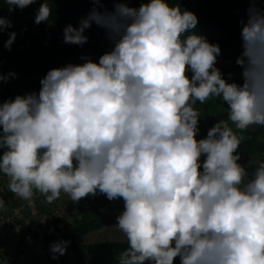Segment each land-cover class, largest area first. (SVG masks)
<instances>
[{
	"label": "clouds",
	"instance_id": "1",
	"mask_svg": "<svg viewBox=\"0 0 264 264\" xmlns=\"http://www.w3.org/2000/svg\"><path fill=\"white\" fill-rule=\"evenodd\" d=\"M36 2L6 0L9 11ZM111 2L112 11L94 6L78 27L63 29L73 45L88 42L93 23L105 29L112 47L98 62L53 68L38 93L0 101V174L9 191L29 203L37 192L47 203L98 192L122 199L116 227L128 248L118 264H264V162L249 179L237 154L238 132L264 126V10L249 0L240 22L237 84L216 67L219 45L185 36L198 24L193 12L169 0ZM51 15L41 3L34 22ZM11 26L0 16V33ZM15 39L10 32L4 47ZM15 76L0 74V82ZM213 97L228 105V120L197 139L195 105ZM69 243L54 241L52 258Z\"/></svg>",
	"mask_w": 264,
	"mask_h": 264
},
{
	"label": "trees",
	"instance_id": "2",
	"mask_svg": "<svg viewBox=\"0 0 264 264\" xmlns=\"http://www.w3.org/2000/svg\"><path fill=\"white\" fill-rule=\"evenodd\" d=\"M48 3L52 15L48 22L36 24L35 16L41 3ZM130 7H139L142 0H125ZM173 6H180L181 11L193 12L198 18V24L191 32L203 36L209 43L219 45V57L230 60L226 73L233 74L239 66L236 60L240 57L242 48L241 20L247 19L249 0H169ZM103 11L113 10L111 0H103L102 5H94L91 0H37L36 3L24 8L9 11L6 0H0V16L11 22V27L0 33V74L10 72L16 74L7 81L0 82V101L15 98L31 92H39L40 81L53 68L64 67L67 64H82L85 59L98 62L99 57L111 50V42L107 39L105 29L92 24L85 31L88 42L84 45L65 44L63 29L68 24L78 27L79 21L86 18L93 7ZM256 7L264 10V0H258ZM15 32L16 39L9 51L4 43L9 39V33ZM199 103V102H198ZM203 120L199 124L197 139L207 137L208 130L219 121L228 120V105L213 97L201 104ZM230 123V122H229ZM237 154L239 164L244 166L250 179L259 162H264V140L255 134L244 137ZM247 158L248 161H244ZM255 161L256 163H250ZM87 203L80 217L66 233L54 231L51 228L46 239L54 241H70L67 247L75 254V264H91L83 256L91 257L98 264H118L120 254L128 248L127 242L92 243L85 246L75 245V237L86 235L102 227L117 224V218L124 210V202L109 201L106 196L89 195L79 201ZM57 264H65L60 261ZM147 264V262H146ZM175 264H180L179 257Z\"/></svg>",
	"mask_w": 264,
	"mask_h": 264
},
{
	"label": "rangeland",
	"instance_id": "3",
	"mask_svg": "<svg viewBox=\"0 0 264 264\" xmlns=\"http://www.w3.org/2000/svg\"><path fill=\"white\" fill-rule=\"evenodd\" d=\"M221 60H217L216 67L226 79L231 74L226 73L228 65L224 61L227 59L221 58ZM189 76H191V72H189ZM232 82L242 84V76L233 77ZM219 101L223 102L220 98ZM195 107L201 113L200 124L203 120L202 107L198 102ZM230 126L238 132L235 125L230 124ZM238 134L243 137H250L255 134L257 138L264 140V126H252L242 133L238 132ZM245 161L247 162L248 159L245 158L242 162ZM97 195L98 197L105 196L99 192ZM0 198H3L6 202V207L0 210V217H13L12 220L4 223L0 221V264H57L60 261L65 264H75L76 256L68 247L64 255H59L58 258L53 259V254L50 251L53 242L46 239L45 236L51 228L62 233L69 231L74 221L80 217L83 209L87 208V203H73L68 196L63 194L60 199L47 203L44 196L38 192L34 195L32 202L29 203L19 199L9 191L8 179L2 174H0ZM115 201L123 202L122 199H116ZM116 225L105 226L86 235L75 237L72 242L78 246L92 243L127 242ZM39 229H43L41 239L37 236ZM81 253L91 264H98L91 257L86 256L84 251H81Z\"/></svg>",
	"mask_w": 264,
	"mask_h": 264
},
{
	"label": "built area",
	"instance_id": "4",
	"mask_svg": "<svg viewBox=\"0 0 264 264\" xmlns=\"http://www.w3.org/2000/svg\"><path fill=\"white\" fill-rule=\"evenodd\" d=\"M217 60L222 61L221 58H220L219 56L217 57ZM223 61H224V60H223ZM224 62H225L228 66H230L231 63H232L230 60H225ZM241 73H242V69H241V67L239 66L238 70H237L235 73L231 74L230 77L226 78V80H227L229 83H231L232 78L235 77V76H242ZM234 75H235V76H234ZM202 159H203V158H202ZM12 219H13V217H10V218H7V217H6V218H2V217H0V221H1L2 223L6 222V221H9V220H12ZM42 230H43V229H39V230L37 231V236L39 237V239L42 238V234H43V231H42Z\"/></svg>",
	"mask_w": 264,
	"mask_h": 264
}]
</instances>
